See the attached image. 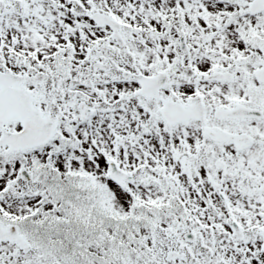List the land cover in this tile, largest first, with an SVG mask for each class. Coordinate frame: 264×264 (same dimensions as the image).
I'll return each mask as SVG.
<instances>
[{
    "label": "snow or ice",
    "instance_id": "obj_1",
    "mask_svg": "<svg viewBox=\"0 0 264 264\" xmlns=\"http://www.w3.org/2000/svg\"><path fill=\"white\" fill-rule=\"evenodd\" d=\"M0 264H264V0H0Z\"/></svg>",
    "mask_w": 264,
    "mask_h": 264
}]
</instances>
